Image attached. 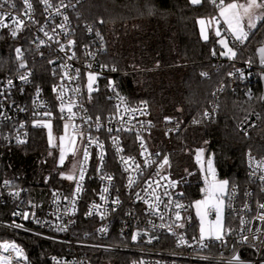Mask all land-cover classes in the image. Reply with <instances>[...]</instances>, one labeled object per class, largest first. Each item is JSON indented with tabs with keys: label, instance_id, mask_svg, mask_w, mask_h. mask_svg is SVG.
<instances>
[{
	"label": "built area",
	"instance_id": "1",
	"mask_svg": "<svg viewBox=\"0 0 264 264\" xmlns=\"http://www.w3.org/2000/svg\"><path fill=\"white\" fill-rule=\"evenodd\" d=\"M80 1L49 0L53 7L48 8L42 0H30L33 7L29 19L23 15L26 7L23 0H8V3L0 0L3 4L0 13H11L25 21L15 38L10 34L11 20L4 21L9 28H0V103L3 105L0 108V228L57 245L59 251L48 257L49 264H264V220L259 219L264 214V209L259 208L264 203V183L258 178L264 173L251 175L255 165H250L249 153L256 161L264 160V154L248 150L245 154L248 182L228 186L223 240L205 237L201 241L193 203L171 175L168 164L160 168L165 155L155 145L158 134L177 135L184 123L169 114L157 120L147 102H133L113 80L118 69L104 60L107 45L104 38L101 40L103 35L93 24L79 28L75 22L74 9ZM69 41L75 43L70 45ZM231 42L236 56L216 54L210 60L212 68L204 76L209 77L224 64H234L227 77L230 89L234 93H253L247 83L255 82L256 74L260 75L264 69L249 53L244 58L239 56L246 41L232 39ZM61 46L64 51L60 50ZM16 48L21 49V58L17 57ZM21 62L26 64L25 68L19 67ZM113 68L116 70L112 71ZM65 72L68 77L64 76ZM89 73L97 77L91 92L87 85ZM21 75H28V81H21ZM225 88L226 83L222 82L205 110L210 115H201L195 124L218 116L219 95ZM59 90L64 93L62 98H58ZM101 93L106 94L111 108L100 106L102 115L93 116L91 110ZM120 97L124 98L123 102ZM69 104L71 113L67 110ZM261 119V113L252 110L237 123V128L249 135ZM56 125L62 127L60 131ZM37 127L74 137L79 143V161L74 179L62 176L67 185L35 193L29 188L16 187L5 178L2 163L7 150L28 143ZM148 160L154 163L146 164ZM108 176L112 179L108 180ZM212 180V173L206 172L208 186ZM4 181L10 183L5 185ZM172 182H176L175 187ZM78 184L81 190L76 192ZM177 204L182 207L177 208ZM177 212L180 220L176 219ZM24 213H28V219ZM206 215L214 218L217 210L208 207ZM17 224L22 227L17 228ZM181 224L183 227L177 226ZM5 244L17 245L22 256H17L11 248L6 250ZM234 256L239 260H234ZM0 257L10 258L11 264H35L23 243L15 238L0 239Z\"/></svg>",
	"mask_w": 264,
	"mask_h": 264
},
{
	"label": "trees",
	"instance_id": "2",
	"mask_svg": "<svg viewBox=\"0 0 264 264\" xmlns=\"http://www.w3.org/2000/svg\"><path fill=\"white\" fill-rule=\"evenodd\" d=\"M215 11L209 0L198 5L189 0H81L74 9L79 28L93 24L103 35L107 45L104 60L117 67L118 74L113 80L131 100L147 102L157 120L169 114L184 123L177 135L158 134L155 145L168 158L171 175L193 204L204 194L209 154L214 155L218 176L229 184L248 182L245 164L248 150L264 154L260 75L256 74L255 82L247 83L253 93H234L230 89L227 77L234 64H224L209 77L202 75L212 68L210 60L222 52L212 33L209 39L202 38L198 23ZM263 43L264 21H261L249 32L239 56L244 58L249 53L256 62L255 49ZM222 82L226 88L219 95L218 116L195 124L210 107ZM100 106L111 108L105 93L97 95L91 110L93 116L102 115ZM252 110L261 113V122L249 135L242 134L237 123ZM56 127L59 131L62 128ZM200 149L203 153L198 161ZM59 154L58 148L50 143L49 129L34 128L28 143L7 150L2 163L3 176L14 186L35 193L67 185ZM1 238H15L23 243L35 264H49L48 257L59 251L55 244L0 228Z\"/></svg>",
	"mask_w": 264,
	"mask_h": 264
},
{
	"label": "snow or ice",
	"instance_id": "3",
	"mask_svg": "<svg viewBox=\"0 0 264 264\" xmlns=\"http://www.w3.org/2000/svg\"><path fill=\"white\" fill-rule=\"evenodd\" d=\"M62 2V0H61ZM189 2L193 5H198L202 3V0H189ZM211 2L213 4H215L217 6V8L219 9V15L220 17H222L224 19V22L227 24L228 26V30L232 33L233 37L235 38L236 41H239L240 43H243L244 41H246L249 37V32L245 30V24L244 21L247 20V28H256L257 27V23L264 21V0H247L246 3H238L237 0H232L231 3H225V0H219V2L217 3V0H211ZM3 3H8V0H3ZM42 3H44L48 8L53 7V5L49 2V0H42ZM23 4L26 6L24 11H23V15H27L29 17V19H31V10H32V3L30 2V0H23ZM3 4L0 3V7H2ZM11 7L15 8V4H12ZM57 12H59V9L57 8ZM5 20H11L12 25H11V36L13 38H15L19 31H21L24 26H25V21L23 19H21L19 16H14L11 13H0V28H9L10 25L8 23H4ZM65 20H67V17L65 16ZM215 20V17L205 20V19H200L198 21V23L201 25V35L202 37L207 40L208 36L206 34L205 31V25H211L213 23V21ZM41 31H43V29H41ZM89 31H91V29H89ZM216 36H220L221 33L219 31V29L216 30L215 32ZM45 35H47V33H45ZM97 35L99 36L100 34L97 33ZM51 39V37H49ZM103 39V37H101V40ZM41 43H43V41H41ZM74 41H69V44H74ZM219 43L226 49V51L221 52V55H225V56H229V58H234L236 56V52L233 50V48L229 47V45L226 42V39L222 38ZM61 51H64V47L61 46ZM16 53H17V57L21 58L22 57V52L20 48H16ZM261 53H262V63H264V48L260 49ZM213 54L215 55V52H213ZM74 55V54H73ZM69 59H72V57H69ZM49 63H52V61H49ZM20 68H25L26 64L24 62H21L19 65ZM116 69L113 68L112 71H115ZM76 74L77 76L79 75V70H76ZM202 75H206V74H202ZM65 77H68V73L65 72L64 73ZM19 79L21 81H28V75H21L19 76ZM89 83H88V89L89 92L93 91V82L95 81L96 77L89 73ZM9 86L12 85V81L9 80L8 81ZM54 91H58L57 88L53 89ZM74 91H79L78 89H74ZM37 94H39V89H37ZM63 91L59 90V96L58 98H62L63 97ZM0 95H2V93H0ZM121 102L124 101L123 97H120ZM146 104V102H145ZM3 105L2 103H0V108H2ZM64 110V105L63 103L61 104V111ZM68 112L71 113L72 112V105L69 104L68 108H67ZM127 110V109H126ZM135 111V110H133ZM49 114L50 113H46ZM0 115H2V113H0ZM74 115V113H73ZM205 117H208L210 114L205 111L203 114ZM5 119H7V117H5ZM99 119V118H97ZM167 120H170L171 118H166ZM196 122V121H194ZM46 127L50 128V125H45ZM21 127H23V125H21ZM68 125H65V128H67ZM109 131H111V129H109ZM61 141H63V137H61ZM20 143H23V141H19ZM50 143H51V139H50ZM141 146L143 147V143L141 144ZM102 147V145H101ZM203 153V149L198 150L197 153V160H200V157ZM157 155H159L157 153ZM103 158V157H101ZM84 159L85 161H87L88 159V152L85 151L84 153ZM123 159V158H122ZM131 159V158H129ZM61 163H63L64 160V154H63V149L61 150V157H60ZM249 161H250V165L254 164L255 167L252 170L251 175L252 176H256L257 172H261L264 173V160L261 161H256L255 157L251 156V154L249 153ZM125 164L128 163V160L124 161ZM146 164H151L154 163V161L148 160L145 162ZM169 163L168 158L165 156L163 158L162 163L160 164V168H163L164 165H167ZM137 168H139V165H136ZM208 170L210 173H212L213 176V180L212 183L209 186V190H208V196L206 197V199L204 201H197L196 202V207H197V214L201 215V227H200V240L203 241L205 239V227H204V216L206 215V212H204L203 214L200 211L201 205H205V207L209 206V204L213 201V198L215 197V200L218 203H213L211 204L212 207H215L217 210V221L214 227L209 228L208 229V237L210 238H214L215 240H223V225H222V221H221V216H220V207L219 205L223 203V201L220 199L219 196H216V193L219 192L221 194L225 193L227 186H228V181L227 180H223V181H216L215 180V171L212 168V163L211 160L208 161ZM63 175V174H62ZM69 180L74 179L73 176L69 175L66 177ZM108 180H111L112 177L108 176L106 177ZM259 180L264 183V174L259 175ZM84 179V174H83V170L81 169V173H80V180L82 181ZM10 182L9 181H4L5 185H8ZM133 181L130 178L129 179V184H132ZM176 182H172V186L175 187ZM80 189V185L78 184L76 187V192H79ZM264 190V189H262ZM105 192H107V188L104 189ZM101 199H104V196H101ZM177 208L182 207V205L177 204L176 205ZM245 207H247V205H245ZM259 208L264 209V203L259 204ZM14 215H20V213H15ZM25 219H28V213H24L23 214ZM176 219L180 220L181 216L180 213L177 212L176 213ZM259 219L264 220V214L259 216ZM241 223H244V221L242 220ZM17 228L22 227L21 225L17 224L15 225ZM178 227H183V225H177ZM161 227H164V225H161ZM136 237L133 236V239H135ZM245 240H247V237H244ZM181 243H184L183 238H181ZM3 247L7 250L8 248H11L14 252L17 253V256H22V250L15 244H5L3 245ZM234 260H239L238 256H234L233 257ZM0 264H11V260L8 257H0Z\"/></svg>",
	"mask_w": 264,
	"mask_h": 264
},
{
	"label": "rangeland",
	"instance_id": "4",
	"mask_svg": "<svg viewBox=\"0 0 264 264\" xmlns=\"http://www.w3.org/2000/svg\"><path fill=\"white\" fill-rule=\"evenodd\" d=\"M203 1L204 0H202V2ZM231 2L232 1H227L225 3L227 4V3H231ZM237 2L238 3H246L247 0H237ZM261 11H264V10H261ZM213 17H215V20L213 21V23L211 25H205V31H206V34L208 36V39L210 38V33H212L217 38V43H218L219 47L222 49V52H224V51H226V49L219 43V41L222 38H224V39H226V42L229 45V47L233 48V50L235 51V48L231 42L232 39H235V38L233 37L232 33L228 30V26L224 22V19L222 17H220L219 9H217L211 17L201 18V19L208 20V19H211ZM247 23H248L247 20H245L244 21L245 30L250 32L253 29L247 28ZM258 23H257V25H258ZM199 28H200V33H201V25L200 24H199ZM217 29H219V31L221 33V35L219 37L216 36V34H215ZM96 80H97V77H96L95 81L93 82V85L96 82ZM88 83H89V79L87 80V85H88ZM61 137H63V141H61ZM50 139H51V144H53V146H56L58 148L59 153H60L59 157H61V150L63 149V154H64L63 163H65L64 165H63V163H61V160L59 158V164L60 165L62 164V166H64L63 176H66V177L69 175L73 176L75 173L78 161H79V150H78L79 143L71 135L55 134V133L50 132V129H49V140ZM209 160H211L212 168L215 171V176H217L215 180L217 182L227 180L225 178L218 176L217 169H216V166L214 163L213 153L209 154L208 158L206 160V166H205L206 172H209V170H208V161ZM209 186H210V184H209ZM209 186L206 184L203 196L197 201H204L206 199V197L208 196ZM228 186H229V183H228ZM228 186H227V189H228ZM227 189H226L225 193H223V194H221L219 192L216 193V196H219L220 199L223 201V203L219 205L220 216H221V221H222V225H223V234H224V230H225V200H224V198L226 197ZM197 201H195L193 204V213L195 215L197 231H198V234L200 235L201 215L197 214V212H198L197 207H196ZM213 203H218L215 200V197L213 198V201L209 204V206L205 207V205H201V208H200L201 213L203 214L204 212H206V209L208 207H212L211 204H213ZM212 208H215V207H212ZM216 221H217V215L214 218H208L207 215L204 216L203 223H204V227H205V237H208V229L214 227L216 224Z\"/></svg>",
	"mask_w": 264,
	"mask_h": 264
},
{
	"label": "water",
	"instance_id": "5",
	"mask_svg": "<svg viewBox=\"0 0 264 264\" xmlns=\"http://www.w3.org/2000/svg\"><path fill=\"white\" fill-rule=\"evenodd\" d=\"M261 48H264V43L256 47L255 53H256L258 65L262 69H264V63H262V53L260 51ZM260 81H261V86H262L261 103L264 107V71H262L260 74Z\"/></svg>",
	"mask_w": 264,
	"mask_h": 264
}]
</instances>
